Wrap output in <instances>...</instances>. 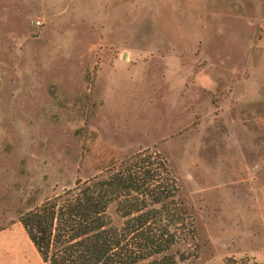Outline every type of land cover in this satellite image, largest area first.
Returning a JSON list of instances; mask_svg holds the SVG:
<instances>
[{
	"label": "rangeland",
	"instance_id": "obj_1",
	"mask_svg": "<svg viewBox=\"0 0 264 264\" xmlns=\"http://www.w3.org/2000/svg\"><path fill=\"white\" fill-rule=\"evenodd\" d=\"M23 5L0 0L30 16L0 30V229L158 151L196 221L180 264H264V0Z\"/></svg>",
	"mask_w": 264,
	"mask_h": 264
},
{
	"label": "trees",
	"instance_id": "obj_2",
	"mask_svg": "<svg viewBox=\"0 0 264 264\" xmlns=\"http://www.w3.org/2000/svg\"><path fill=\"white\" fill-rule=\"evenodd\" d=\"M20 222L46 264H180L198 254L192 207L158 151L79 179Z\"/></svg>",
	"mask_w": 264,
	"mask_h": 264
},
{
	"label": "crops",
	"instance_id": "obj_3",
	"mask_svg": "<svg viewBox=\"0 0 264 264\" xmlns=\"http://www.w3.org/2000/svg\"><path fill=\"white\" fill-rule=\"evenodd\" d=\"M25 7H29L30 0H23ZM39 9L44 10L46 7L45 1L38 3ZM25 9L28 12V9ZM3 9L0 11V30H13L15 28H25L27 20L30 18L29 12L24 19H21L19 12L13 13L14 22L10 24L8 18L2 16ZM15 24V25H13ZM5 26H8L6 28ZM175 74V73H174ZM176 75L179 87L186 85L184 77L180 74ZM166 82V79H165ZM25 228L21 222H15L10 226L0 229V264H46L34 244L30 240L28 234L25 233ZM24 244L25 250L22 247ZM255 259V258H254ZM257 260V259H255Z\"/></svg>",
	"mask_w": 264,
	"mask_h": 264
},
{
	"label": "built area",
	"instance_id": "obj_4",
	"mask_svg": "<svg viewBox=\"0 0 264 264\" xmlns=\"http://www.w3.org/2000/svg\"><path fill=\"white\" fill-rule=\"evenodd\" d=\"M30 25L32 27H37L38 28V27H40L42 25V21L40 19H38V18L31 19L30 20Z\"/></svg>",
	"mask_w": 264,
	"mask_h": 264
}]
</instances>
